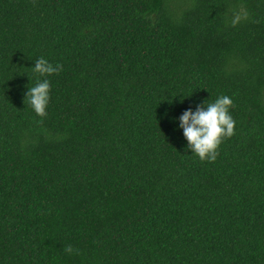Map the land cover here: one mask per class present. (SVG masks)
<instances>
[{
  "label": "trees",
  "instance_id": "1",
  "mask_svg": "<svg viewBox=\"0 0 264 264\" xmlns=\"http://www.w3.org/2000/svg\"><path fill=\"white\" fill-rule=\"evenodd\" d=\"M224 95L201 162L179 117ZM0 264H264V0H0Z\"/></svg>",
  "mask_w": 264,
  "mask_h": 264
},
{
  "label": "clouds",
  "instance_id": "2",
  "mask_svg": "<svg viewBox=\"0 0 264 264\" xmlns=\"http://www.w3.org/2000/svg\"><path fill=\"white\" fill-rule=\"evenodd\" d=\"M241 20L235 15L231 26L235 27ZM63 70L62 65L53 66L45 58L35 60L33 72L40 76H51L59 74ZM50 82L44 79L34 87L29 88L26 93L28 105L35 114L41 118L40 122L47 116L46 108L49 103ZM233 101L228 96H220L214 102L206 104V107L198 105L195 112L186 110L180 117V128L187 140V147L192 154L197 156L201 162H215L218 156V148L225 138H231L235 134L236 122L229 113ZM65 252L72 254L74 249L71 245L65 246ZM79 254L78 250H75Z\"/></svg>",
  "mask_w": 264,
  "mask_h": 264
}]
</instances>
